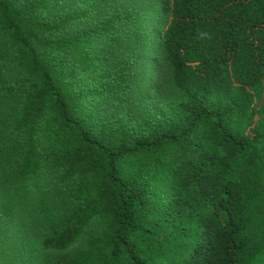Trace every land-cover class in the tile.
<instances>
[{"label": "trees", "instance_id": "16d2710c", "mask_svg": "<svg viewBox=\"0 0 264 264\" xmlns=\"http://www.w3.org/2000/svg\"><path fill=\"white\" fill-rule=\"evenodd\" d=\"M0 264H264V0H0Z\"/></svg>", "mask_w": 264, "mask_h": 264}]
</instances>
